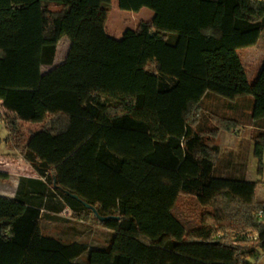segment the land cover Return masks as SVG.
Wrapping results in <instances>:
<instances>
[{
    "label": "trees",
    "instance_id": "16d2710c",
    "mask_svg": "<svg viewBox=\"0 0 264 264\" xmlns=\"http://www.w3.org/2000/svg\"><path fill=\"white\" fill-rule=\"evenodd\" d=\"M112 1L0 0L6 142L46 179L41 190H24V180L36 181L23 179L14 199L0 196V264L259 260V182L218 175L222 152L213 142L241 123L214 113L212 127L199 126L208 94L250 95L252 121L264 119V72L251 82L237 53L258 42L264 0H118L123 10L154 12L120 39L106 30ZM64 36L71 41L65 62L42 73ZM60 118L66 127L55 122L27 137L26 124ZM252 140L262 175L264 125ZM49 189L70 201L77 219L113 232L102 262H77L86 245L42 233ZM180 196L196 201L202 232L187 233L173 215ZM248 231L258 238L242 237Z\"/></svg>",
    "mask_w": 264,
    "mask_h": 264
},
{
    "label": "rangeland",
    "instance_id": "374dc122",
    "mask_svg": "<svg viewBox=\"0 0 264 264\" xmlns=\"http://www.w3.org/2000/svg\"><path fill=\"white\" fill-rule=\"evenodd\" d=\"M108 9L109 17L106 23V30L109 36L116 39L122 37L125 29H135L141 21L149 20L154 16V12L146 7L138 12L123 10L119 7L118 0H113ZM247 66L249 80L253 82L258 78L257 72H260L262 67ZM204 103L206 113L203 114L199 126L200 129L213 126L210 116L214 113L224 117L235 118L241 123L239 129L231 133L223 132L219 137L221 142L226 138V141L230 143H226L225 148L227 149L224 148L225 150H222V160L217 168L219 173L217 174L222 177L242 178L244 166L247 165V180L259 182L257 198L263 201L264 169L262 175H260L258 172V160L253 153L254 143L250 138V136H253L255 126L253 129L249 128L250 123L252 124L254 98L249 95L235 100H227L214 94H208L204 99ZM1 104L0 101V196L14 199L23 179L38 182L24 180V190L28 185H33L36 190H41L42 186L39 182H44L46 179L37 171H34L25 162L22 154L14 150L11 144L6 142L8 130L4 123L5 117ZM55 122L58 123L60 128H64L65 124H67L65 118H60L54 122L52 119H48V121L44 122V125L28 123L29 125L26 124L24 130L28 137L32 132L39 131L42 127L53 126ZM213 142L215 145L219 144L217 138ZM228 148L234 149V153L238 157L229 153ZM230 152L232 151L230 150ZM49 194L53 196H48L49 198L44 200L48 210H43L45 216L41 223L42 233L50 237H56L66 243L78 242L86 245L87 251L75 260L77 262H102L106 249L109 247L113 237V232L102 226L95 225L91 221L77 219L69 206V200L60 197V194H55L52 189H49ZM172 213L180 220L187 233L202 232L203 225L199 217L200 210L193 198L180 196L175 206H173ZM248 261L251 264H264V255L259 260L249 258Z\"/></svg>",
    "mask_w": 264,
    "mask_h": 264
},
{
    "label": "crops",
    "instance_id": "0c3cea01",
    "mask_svg": "<svg viewBox=\"0 0 264 264\" xmlns=\"http://www.w3.org/2000/svg\"><path fill=\"white\" fill-rule=\"evenodd\" d=\"M70 47H71L70 39L66 36L62 37L57 44L56 56H55L53 63L50 65H43L41 67L42 73H46V72L50 71L51 69H53L54 67L64 63L67 56H68V52H69ZM237 53L240 56L244 67L246 68L248 77H249V72H248V66L247 65L252 66V67H262V70L260 72H257V76L259 77L264 72V30L261 32L260 38L255 45L248 46L245 48H241L237 51ZM0 101L2 102L1 99H0ZM46 121H48V120H46ZM29 124L44 125V122L43 123H29ZM256 125H264V119L260 123H256V122L252 121V124L250 123L249 128L253 129L254 126L256 128ZM66 126H67V124H65L64 127H66ZM222 133L217 138V141L219 143V144H217V146L220 148L219 150H221V152H222V150L227 149V148H225L226 143L227 144L230 143L229 141H226V138L222 142L219 140V137L222 135ZM250 138L252 139V136H250ZM230 150L232 152H230ZM234 152H235L234 149H232V148L229 149V153L233 154L234 156H237V154ZM230 161H231V159H230ZM219 164H220V162H219ZM219 164L217 166H219ZM244 168H245L244 173L241 172L242 175L244 174L242 178L247 180V177H246L247 171H248L247 165H245ZM257 190H258V186H257L256 191ZM262 191L264 192V190H262Z\"/></svg>",
    "mask_w": 264,
    "mask_h": 264
},
{
    "label": "built area",
    "instance_id": "2783aa9c",
    "mask_svg": "<svg viewBox=\"0 0 264 264\" xmlns=\"http://www.w3.org/2000/svg\"><path fill=\"white\" fill-rule=\"evenodd\" d=\"M262 213V211H260V214ZM258 233L256 232H243L242 237H245L247 240H255L258 238Z\"/></svg>",
    "mask_w": 264,
    "mask_h": 264
},
{
    "label": "water",
    "instance_id": "95a60500",
    "mask_svg": "<svg viewBox=\"0 0 264 264\" xmlns=\"http://www.w3.org/2000/svg\"><path fill=\"white\" fill-rule=\"evenodd\" d=\"M73 197L79 199V197L76 196L75 194H73ZM87 206L90 207V208H92L91 205H88V204H87ZM93 208H94V207H93ZM96 212H97V211H96ZM97 215H98V217H99V219H100L101 221L108 220V219H119L118 216H116V215H109V216H101L100 214H97Z\"/></svg>",
    "mask_w": 264,
    "mask_h": 264
}]
</instances>
